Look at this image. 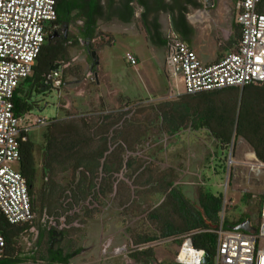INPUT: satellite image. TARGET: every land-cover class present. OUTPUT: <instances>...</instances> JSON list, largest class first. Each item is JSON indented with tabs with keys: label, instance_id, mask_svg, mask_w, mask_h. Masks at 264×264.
<instances>
[{
	"label": "flooded vegetation",
	"instance_id": "1",
	"mask_svg": "<svg viewBox=\"0 0 264 264\" xmlns=\"http://www.w3.org/2000/svg\"><path fill=\"white\" fill-rule=\"evenodd\" d=\"M54 1L55 21L44 43L50 45L52 53L76 50L77 54L89 56L82 74L79 66H74L76 57L69 59L76 82L89 76L96 82L99 66L92 61L90 52H98L95 40L103 32L99 22L109 28L117 18L123 23L128 19L127 24L144 28L148 11V0ZM135 109L129 106L119 113L102 110L93 124L89 118L81 117L78 126L73 122L76 127L72 130L66 127L72 122L64 121L60 126L64 129L62 135L43 141L38 160L33 146L32 167L23 164L19 156L16 164L21 174L25 173L31 216L16 230L24 247L14 255L8 248L3 249L0 259H16L8 264H176L177 239L183 234L149 242H142L143 237L154 231L159 225L157 219L164 216L180 227L175 195L187 201L196 217L198 190L194 200L189 198L170 170L153 174L151 162L156 153L166 148V138L192 129L180 127L169 133L155 115L128 133L127 129L131 131L141 122L134 118L140 114ZM149 125H158L160 130L156 131L162 135L147 136ZM92 141L96 143L92 145ZM103 212L120 219L136 215L147 229L138 231L132 223L125 222L120 228L121 243L117 244L113 236L102 240V233L96 235L91 224H102ZM251 223L255 225V221ZM166 243L172 244L165 249L173 256L169 262H162L154 258L151 246Z\"/></svg>",
	"mask_w": 264,
	"mask_h": 264
},
{
	"label": "rangeland",
	"instance_id": "2",
	"mask_svg": "<svg viewBox=\"0 0 264 264\" xmlns=\"http://www.w3.org/2000/svg\"><path fill=\"white\" fill-rule=\"evenodd\" d=\"M114 26L116 27H104L99 22V30L103 32L99 33V37L95 40L99 66L96 82L91 76L83 82L73 80L71 73L74 67L68 65L69 59L76 57L74 66L77 68L79 66L80 74L86 70L87 59L84 54L70 50L64 54L66 59L61 63L63 68L59 72L62 82L58 92L56 89H50L32 95L36 105L29 111L31 120L39 118L48 122L29 130L33 140L35 160H38L45 140L43 132L47 127L46 124L53 123L59 127L62 122L70 120L78 126V119L81 117L89 118L88 121L93 124L102 110L119 113L129 106H134L135 113L138 111L140 113L134 118L141 122L131 127V131L127 129L128 133H133L142 122L145 124L155 118V113L151 110L153 105L165 101H179L175 94L184 93L180 76L166 75L162 47H153L142 35L135 32L126 33L125 25ZM111 28L119 31V33L113 32L115 34L112 42ZM126 51H135L139 62L135 65L130 64L125 59ZM239 93L235 91L234 96L239 97ZM196 101L198 100H192L191 104ZM200 103L199 101L198 104ZM157 129L160 130L158 125L146 126L147 136L160 134ZM142 130L144 129L139 131ZM254 156L250 146L241 137L234 138L227 148L220 150L205 130H184L174 138H166V148L155 154L151 162V170L153 174L170 170L185 188L186 196L193 200L196 190L199 189L222 193L219 216L223 220L232 222L241 215L248 214V218L253 222L257 220L258 203L263 191L262 176H255L247 165ZM11 166L18 170L16 162ZM244 195L246 198H243ZM101 216L102 224L99 225L98 221H94L91 230H94L96 235L101 232L102 240L113 236L117 244L121 243L123 232L120 228L125 222L132 223L138 231L147 229L136 215L120 219L110 215L109 212H103ZM171 246L170 243L152 245L154 258L162 262L172 260L173 255L166 250ZM23 247L24 245L17 239L11 254L14 255Z\"/></svg>",
	"mask_w": 264,
	"mask_h": 264
},
{
	"label": "built area",
	"instance_id": "3",
	"mask_svg": "<svg viewBox=\"0 0 264 264\" xmlns=\"http://www.w3.org/2000/svg\"><path fill=\"white\" fill-rule=\"evenodd\" d=\"M261 0H236L235 20L240 36L236 49L218 62L203 63L194 50L173 32L166 43L167 73L180 76L184 94L264 82V11ZM54 0H0V213L9 224H24L31 216L26 181L11 164L19 159L20 141L32 127L45 124L30 118V112L17 116L12 111L14 90L32 71L46 35L55 21ZM132 65L136 57L125 52ZM44 82L58 92L59 71L48 70ZM250 172L262 176L255 231L223 227L219 216L212 228L216 245L206 264H264V162L254 159ZM224 203V201H223ZM174 256L176 264H204L205 251L193 246L190 234L184 233ZM5 241L0 234V256Z\"/></svg>",
	"mask_w": 264,
	"mask_h": 264
},
{
	"label": "trees",
	"instance_id": "4",
	"mask_svg": "<svg viewBox=\"0 0 264 264\" xmlns=\"http://www.w3.org/2000/svg\"><path fill=\"white\" fill-rule=\"evenodd\" d=\"M257 10L264 11V0L258 4ZM85 57L88 60L89 56ZM65 59L63 52L52 53L50 45L43 43L31 73L19 83L12 95V111L15 115L21 116L36 105L32 99L34 93L52 89L44 82L43 75L49 70L50 65L55 62L62 63ZM235 91L240 92L239 97L234 96ZM175 97H178L179 101H165L151 107L157 118L160 117V125L167 132L171 133L180 127H190L194 131L205 130L220 150L227 148L234 138L241 137L250 146L256 158L264 162V82L249 84L242 88L228 87L195 94L183 93ZM192 100L198 101L191 104ZM46 126L43 136L49 142L51 137L56 138V134L62 135L64 130L60 128L62 126L60 124L59 127L53 123ZM66 127L72 130L76 126L70 123ZM29 132L25 133L24 139L20 141L19 156L23 164L32 167L33 140ZM67 136L70 137L69 134ZM23 175L25 176V173ZM174 198L177 201L175 209L180 215V227L171 222L168 216L161 217L157 219L159 225L155 226L154 231L146 234L142 242L188 233L194 247L212 255L216 245V235L211 225L205 221H210L213 225L217 224L222 207V193L199 189L196 217L190 211L186 200L179 199L176 195ZM243 198H246V195ZM246 217L248 218V214H243L232 222L224 219L223 227L228 228L229 225L238 224ZM21 225L9 224L0 213V234L5 241L3 249L8 248L10 253L13 252L17 241L16 230ZM181 241L182 238L177 239V244L179 245ZM144 252L151 255L149 250ZM14 260L16 259H0V264H8Z\"/></svg>",
	"mask_w": 264,
	"mask_h": 264
},
{
	"label": "crops",
	"instance_id": "5",
	"mask_svg": "<svg viewBox=\"0 0 264 264\" xmlns=\"http://www.w3.org/2000/svg\"><path fill=\"white\" fill-rule=\"evenodd\" d=\"M235 1L148 0L144 28L139 30L132 24H127L130 22L128 19L127 23H123L118 18L111 27H116V24L125 25L126 33L135 32L142 35L153 47H162L163 65L168 75L165 56L166 43L171 32L194 50L203 63L218 62L224 55L236 49L240 30L235 20ZM114 31L119 33L118 30H112L111 42L114 39ZM128 52L139 62L135 51Z\"/></svg>",
	"mask_w": 264,
	"mask_h": 264
},
{
	"label": "water",
	"instance_id": "6",
	"mask_svg": "<svg viewBox=\"0 0 264 264\" xmlns=\"http://www.w3.org/2000/svg\"><path fill=\"white\" fill-rule=\"evenodd\" d=\"M206 1H209V0H206ZM171 20V18H170ZM90 57L92 59V61L94 63H98V57H97V53L92 50L90 52ZM49 69L50 70H53V71H61L62 69V64L59 63V62H55L53 63L52 65L49 66ZM215 225H211V227L213 228ZM229 229H242L244 231H248V232H254L255 231V226L251 223V220L250 218H245L242 222L238 223V224H235V225H229L228 227ZM209 254L207 252L204 253L203 255V263L206 264L208 259H209Z\"/></svg>",
	"mask_w": 264,
	"mask_h": 264
}]
</instances>
